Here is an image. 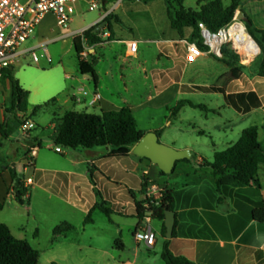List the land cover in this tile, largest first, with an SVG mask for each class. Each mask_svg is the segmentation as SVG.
I'll use <instances>...</instances> for the list:
<instances>
[{"label": "crops", "instance_id": "obj_1", "mask_svg": "<svg viewBox=\"0 0 264 264\" xmlns=\"http://www.w3.org/2000/svg\"><path fill=\"white\" fill-rule=\"evenodd\" d=\"M110 1L108 0L106 3L102 2V10L98 17L84 27L75 30L101 26L106 16L109 14H113L114 16L111 21L112 30L110 31L107 24L105 25L103 30L99 32L101 33L103 42L92 46L89 56L85 60L88 62H91L93 59L96 60L97 84H94L90 76L81 75L79 67L78 73L75 75L73 73L71 75L67 70H64L65 81H72L75 85L65 87L59 94L61 97L59 99L55 98V103L52 105L62 113V116H54V118H62L67 111H72L69 105L74 108L80 103L85 104L86 112H88V106L93 107L94 112H96L93 114L96 115L120 110L124 108V104H121L123 103V99L118 105L115 98H123L124 85L127 87L128 84L132 85L136 82L149 83V85L154 87V90H149L142 96L137 102L136 108H129L133 114L136 110L143 111L154 104L164 106L166 104L165 97L171 90L177 97H182L197 93L183 91V87H215L197 85L188 80L187 76L191 71V64L186 63L185 60V42H191L192 29H186L183 35L177 33L178 37H176L172 32L174 29L170 26L172 30L170 33L171 38H166V32L158 24L152 27H136V33H134V29L132 28L134 23H129L127 26L124 23V2L126 0L117 1L116 7L119 5L121 7L118 15L113 9H109ZM134 2H141V0H134ZM44 38L47 37H41L39 43ZM71 41L73 45V40ZM131 42L138 43L136 54H131L129 51L128 46ZM211 57L213 56L204 55L199 60H209ZM125 61H129L130 64L124 68L123 64ZM163 61H167V63H162ZM91 81L94 84V90L88 94L84 88ZM75 86H78L77 91ZM82 90L87 93V96H84L80 92ZM28 92L30 96L27 116H30L33 109L29 111V102L34 96V90L28 88ZM12 94V84L8 82L5 85L3 95L0 96V124H3L6 118L13 120L12 116H6L5 113V107L12 102ZM96 95H99L98 100H95ZM79 96L90 97L88 104V99L81 100L78 98ZM180 102L188 101L180 100ZM18 116L25 117L23 114H19ZM53 125V131L55 132V124ZM54 132L50 136L51 140ZM144 132L146 134L161 132V136H159L160 142L166 134V131L162 128ZM201 133L200 135H203V132ZM30 135L33 138L32 140L39 139L33 136L31 132ZM11 139L12 137L5 141L4 147L0 149V211L4 210L5 203L9 199H14L19 204L15 198L16 190L12 181L11 171L16 166L14 160L18 155L19 149H22V152L25 153L27 145L25 143H16ZM232 145L228 146L225 150ZM172 147L176 150H190L192 153V150L188 146L173 145ZM212 147V161H208L200 155L196 156V159L193 160L192 154L189 161H180L176 164L174 172L170 177H164L169 175H163L159 168L150 161L140 159L132 154L126 160L118 159L120 162L124 163L125 161L128 163L125 165L126 169L132 167V172L142 171V176L149 179L150 187H158L161 190L167 188L172 192L174 199L173 212L176 219L174 238L168 240L166 237H163V227L161 225L155 231V245L148 247L144 243L135 241V252L134 254L125 256L124 264H165L162 259V253L166 242L174 256L186 258L196 264H264V223H258L253 218L254 210L264 209V178L262 179L264 177V165L258 176L261 188H258L253 183L248 186L242 184L219 186L218 178L214 176L213 171L202 167L205 162H213L216 153L225 151H217L215 145H212ZM48 149L49 151H53L52 145H49ZM98 149H81L83 151H79L80 149H78L72 153L74 157V159L70 160L72 167L77 169L86 164L88 167L86 174L79 173L77 170H45L44 181H41L40 185L36 184L32 178H28L32 180L33 184L27 190L40 189L45 193L49 202L55 201L71 209H82L85 215L99 204V199L105 200L102 194L104 193L107 200H116V202H113L114 208L115 205H119L124 210V213L117 210V212L113 211L114 214L136 218V203L143 199L140 194L141 187L137 186L136 190L132 187L128 188L126 185H130V180H124V178L121 179L115 176V178L111 177L110 172L106 169L110 171L108 162L115 159L107 158L108 149H105V154L98 151ZM13 153H15V156H13ZM38 154L37 150H34L29 156L31 159V166L29 168L35 171H37L38 167ZM57 154L64 155L63 151ZM22 161L24 170L26 171L30 163L25 159V156L22 157ZM14 172L17 173V171ZM180 176L183 179L182 182H178L176 179V177ZM159 177H163L161 184L158 183ZM105 178L108 180V184L103 183ZM26 180L23 179L24 187ZM112 184H116L120 188H124L125 185L128 191H132L135 194V197L124 193L125 189L112 192L114 189L108 188ZM30 194L31 197L28 200L33 199V194ZM19 205L23 207V205ZM63 223H68V221ZM160 223L162 224V222ZM139 224L140 221L132 233L133 238ZM73 230L74 227L66 234H54V236L65 239ZM36 234H38V231H36ZM159 237H162L160 244L158 242ZM118 248L124 252L127 250V246L125 245H118Z\"/></svg>", "mask_w": 264, "mask_h": 264}, {"label": "rangeland", "instance_id": "obj_2", "mask_svg": "<svg viewBox=\"0 0 264 264\" xmlns=\"http://www.w3.org/2000/svg\"><path fill=\"white\" fill-rule=\"evenodd\" d=\"M89 1L80 0L77 3L73 15V23L70 24V30L84 27L100 14L102 1L94 0L98 4V8L94 11L89 10ZM117 1L111 0L109 9H113L118 15L121 7L120 5L116 7ZM200 1L172 0L176 8L182 4L185 8L193 10L197 9ZM212 1L215 0H207V2ZM222 2L224 7L227 8L231 5L232 0H222ZM239 13L244 15L242 20H238L245 27L248 24V18L252 20L255 28L259 29L263 27L260 20L262 16L259 13L256 1L242 0L241 8L237 11L236 15ZM124 23L126 26L129 23H134L132 27L134 33H136V27H152L158 24L166 32V38H171V22L168 17L167 5L163 0H152L149 3L126 0L124 2ZM172 32L178 37L176 30ZM61 33L62 30L57 26L55 18L47 16L41 26L33 33L32 38L22 48L31 47L39 43L41 37H55ZM240 43L242 48H239L240 56H235L234 60H232L237 63L240 69L238 80L231 78L230 68L218 62L214 57H211L209 60L201 59L191 64V71L187 76L188 80L197 85L222 88L224 92L228 93L254 91L258 93L264 103V79L257 78L261 51L257 56H248L245 53V51L247 52V45H244L242 41ZM249 43L253 48L258 49L252 40ZM88 47L91 48L90 46ZM48 49L53 58L52 65H47L44 61L39 65L34 64L29 57H26L21 59L14 67V76L20 82L23 89L28 91V88H32L34 90V96L29 102V111H32L37 106H43V109L30 119V122L36 126L31 133L42 142V147L36 149L39 153L37 158L38 172L29 168L31 162L28 165V169L24 170L22 157L25 156L26 159V151L29 142L33 138L30 134L24 137L21 129L13 134L11 140L16 143H25L27 147L25 153L22 152V149H19L18 155L14 160L16 166L13 168V171H17V174L19 176L22 175L24 179L32 178L39 185L41 181H44L45 170H77V172L82 174H86L88 170L86 164L77 169L73 168L70 160L74 159L72 156L74 150L61 148L64 155L57 154L55 152L56 146L50 138L54 132V116H62V113L52 104H46L52 99H59L61 97L59 94L65 87L75 85L72 81H65L64 70H67L71 75L77 74L78 59L70 39L51 44ZM162 63H167V61H163ZM129 64V61H125L123 64L124 68L128 67ZM7 83L1 84L0 96L3 95ZM75 89L77 91L78 86H75ZM84 90L90 94L94 90L93 82L87 83ZM149 90H154V87L149 85V83L136 82L132 85L128 84L127 87L124 85L123 98H115L116 104L123 99V103L121 104H124V108H136L137 102ZM78 98L81 100L88 99V104L90 97L79 96ZM180 100L204 106L206 110L193 108L186 104L181 108L177 117L171 118L172 111L177 107ZM165 102L164 106L154 104L143 111L136 110L134 117L137 124L141 130L147 132L160 128L164 129L166 134L161 143L169 147L173 145L188 146L192 150L193 160L196 159V156L200 155L204 159L212 161V145L216 146L217 151H223L228 146L237 143L242 132L253 126L260 128V141L264 143L263 108L248 114L239 113L226 104L224 93L197 92L177 97L171 90L166 95ZM69 106L73 111L86 112L84 103L77 104L74 108L71 105ZM87 111L90 114L96 113L94 112V108L89 106ZM201 132H203V135H200ZM49 145H52L53 151H49ZM79 151L83 150L80 149ZM98 151L106 153L104 148H100ZM13 156H15V153H13ZM108 163L110 171L109 169L106 170L110 172L111 177L130 180V185H126L128 188L132 187L136 190L138 187H141L140 184L143 179L142 171L132 172V167L125 168V165L128 164L127 162L124 161L123 163L118 159L109 161ZM127 171L129 172L127 173ZM164 177H170V175ZM161 179L163 177H159L158 179V183L160 184L162 183ZM176 179L178 182H182L183 180L181 176L176 177ZM103 181L104 184H108L106 178ZM126 187L124 185V188H120L116 184H112L108 188L114 189L112 192L125 189L124 193L130 196ZM29 192L33 194V199H31L32 201L26 199L23 207L17 204L14 199L6 201L4 210L0 211V223L7 225L17 239L27 240L34 249L39 251V264H124L125 256L134 254L136 245H134L135 240L132 233L135 226L139 223L136 218L116 214L108 217L100 210H96L92 214V222L85 224L87 214L85 215L82 209H71L55 201L49 202L45 193L40 189L35 188L29 190ZM102 194L105 200L99 199L98 203L100 205H105L114 212L124 213V210L120 208L121 206L115 205L114 208L113 202H116L115 199L113 201L107 200L105 194ZM66 221L74 227V230L65 239L55 237L54 229ZM151 225L154 231H157L161 225L163 227V224L154 219L153 216ZM36 231H38V234H36ZM118 240H120L119 246H127L125 252L116 245ZM161 241L162 237H159V244Z\"/></svg>", "mask_w": 264, "mask_h": 264}, {"label": "trees", "instance_id": "obj_3", "mask_svg": "<svg viewBox=\"0 0 264 264\" xmlns=\"http://www.w3.org/2000/svg\"><path fill=\"white\" fill-rule=\"evenodd\" d=\"M107 2L108 0H101ZM149 3L152 0H141ZM167 5L168 17L171 26L179 35H183L186 29H192L191 41L196 42L202 50H206L202 45L199 35L198 25L205 24L210 30L216 32L219 29L229 25L238 10L241 8L242 0H232L229 7H224L222 0L207 2L201 0L196 10L187 9L182 4L176 8L172 0H163ZM256 1L259 13L261 14L262 28H255L253 22L248 18L246 26L248 32L255 40L261 51V61L257 73L258 79H264V0ZM113 14H109L104 19L108 29L111 31V21ZM99 26H95L86 31L83 37H77L73 40L74 51L78 59L79 72L83 76H90L94 84H97L98 78L95 71L96 60L91 62L82 59L81 54L84 51V42L90 47L101 44L103 42L101 33L96 32ZM214 57V56H213ZM218 62L225 64L231 71V78L238 80L240 69L232 59L225 57L218 59ZM6 82L12 84L13 94L12 102L5 107L6 116H12L3 124H0V149L4 147V142L9 140L13 134L19 130L22 125L28 123L31 117L42 110L43 106H37L33 109L30 116L28 114V100L30 93L23 89L20 82L14 76V67L3 69L1 72L0 84ZM183 91L203 92V93H224L226 104L242 114H248L258 109H264V103L257 92H240L228 94L222 88L218 87H183ZM55 103V99L46 105ZM193 108L206 110L204 106L195 105L190 102H180L172 111V118H175L185 105ZM19 114L25 117H19ZM14 122V124H13ZM55 132L52 141L56 148H65L71 150H94L98 148L108 149L107 158L126 160L129 158L132 149L146 135L142 131L134 117L133 112L129 108L102 113L101 115L90 114L87 112L67 111L60 119L54 118ZM161 136V132H157ZM202 134V133H200ZM42 144L39 139L29 142L26 151V160L30 163V155L36 148H41ZM1 159V156H0ZM189 161V160H183ZM264 165V143L260 141V128L257 126L245 129L237 143L232 145L224 152L216 153L213 162H205L202 167L209 168L213 171L215 177L218 178V185L227 184H255L261 188L258 179L260 170ZM12 172V181L15 185L16 201L24 205L25 197L28 190L23 185V179H17L19 175ZM174 172V171H173ZM150 182L147 177H143L140 194L143 199L136 203L135 217L141 222L147 214H152L153 218L162 222L163 237H166V228L164 225L165 213L174 211V199L172 192L167 188L163 190L160 200L147 198ZM130 196L135 194L129 191ZM100 210L106 216L110 217L114 214L112 209L105 205H96L92 208L85 219V224L92 222V214L94 211ZM253 218L256 222L264 223V209H256L253 211ZM176 227V226H175ZM73 227L68 223H63L54 229L55 235L66 234ZM175 237V228L173 238ZM120 240L116 242L118 246ZM162 259L165 264H196L183 257L174 256L168 248L166 242L162 253ZM40 253L34 249L27 240L17 239L11 232L10 228L0 223V264H39Z\"/></svg>", "mask_w": 264, "mask_h": 264}, {"label": "built area", "instance_id": "obj_4", "mask_svg": "<svg viewBox=\"0 0 264 264\" xmlns=\"http://www.w3.org/2000/svg\"><path fill=\"white\" fill-rule=\"evenodd\" d=\"M80 0H0V81L1 72L6 68H13L21 61V59L29 57L34 64H40L45 61L47 65L53 64V58L48 47L51 44L74 40L77 37H83L84 33L92 27L82 30H70V24L73 23V15L75 7ZM90 11L98 8V4L94 0H90ZM47 16L55 18L57 26L62 30L60 35L55 37L44 38L41 43L31 47L22 48L31 38L36 29L41 25ZM237 25L243 26L233 32V28ZM199 35L202 45L206 50H202L196 42H185L186 55L185 60L188 64L197 62L204 55L214 56L218 59L228 57L234 60L239 55L237 39L240 36L248 37L260 48L247 31L245 25L238 20V14L233 21L214 32L205 24L198 25ZM84 51L81 54L82 59L86 60L89 56L91 48L85 41ZM131 54H136L138 43L131 42L129 44ZM87 96L85 91H80ZM99 99V95L95 96V100ZM35 128V124L28 122L20 128L24 137H27ZM57 153H62L61 148H56ZM32 180L27 179L25 188L32 186ZM163 190L158 187H149L147 198L160 200ZM31 194L28 191L25 199H30ZM152 214H147L140 222L137 231L134 233V239L138 243H144L148 247H153L156 243V233L152 228Z\"/></svg>", "mask_w": 264, "mask_h": 264}, {"label": "water", "instance_id": "obj_5", "mask_svg": "<svg viewBox=\"0 0 264 264\" xmlns=\"http://www.w3.org/2000/svg\"><path fill=\"white\" fill-rule=\"evenodd\" d=\"M244 15L238 14V19L242 20ZM106 23H102L97 28V32H101ZM11 70L13 68H10ZM131 154L140 158L150 161L156 165L163 175H171L176 167V164L183 160H190L192 153L190 150H175L172 147L166 146L160 142L157 133H147L142 140L132 149ZM22 178L20 175L17 179V185ZM175 214L172 211L165 213L164 225L166 228V239L173 238V231L175 228Z\"/></svg>", "mask_w": 264, "mask_h": 264}, {"label": "bare ground", "instance_id": "obj_6", "mask_svg": "<svg viewBox=\"0 0 264 264\" xmlns=\"http://www.w3.org/2000/svg\"><path fill=\"white\" fill-rule=\"evenodd\" d=\"M243 28V26H241V25H237V26H235L234 28H233V32H235L237 29H240V28ZM240 41H242L243 42V44L244 45H247V52L245 51V53L248 55V56H252V57H254L258 52H259V50L258 49H255V48H253L251 45H249L250 43H249V41H251L248 37H244V36H240V37H238V39H237V46H238V48H241V43H240ZM242 49V48H241Z\"/></svg>", "mask_w": 264, "mask_h": 264}]
</instances>
